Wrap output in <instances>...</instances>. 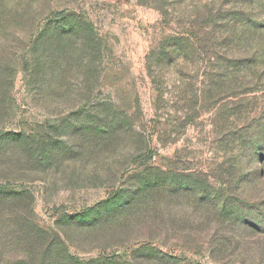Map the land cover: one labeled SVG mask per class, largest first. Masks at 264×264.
<instances>
[{
    "label": "rangeland",
    "instance_id": "1",
    "mask_svg": "<svg viewBox=\"0 0 264 264\" xmlns=\"http://www.w3.org/2000/svg\"><path fill=\"white\" fill-rule=\"evenodd\" d=\"M263 45L264 0H0V260L264 264Z\"/></svg>",
    "mask_w": 264,
    "mask_h": 264
},
{
    "label": "trees",
    "instance_id": "2",
    "mask_svg": "<svg viewBox=\"0 0 264 264\" xmlns=\"http://www.w3.org/2000/svg\"><path fill=\"white\" fill-rule=\"evenodd\" d=\"M235 14V17L237 16L235 12H232V15ZM55 17L57 18H62L64 16V12L63 11H59L56 12L54 14ZM258 28H260V26L258 25V23H249L247 22V24H243L240 25V27H237V25H234V27L232 28L233 33L235 36V38L231 41V42H246L251 38V33L249 35V32L257 30ZM236 29V31H235ZM65 33V32H63ZM71 35L77 34L78 38H79V29L77 28L76 30H73L71 32ZM65 37V35H63ZM62 41L61 37L60 39H58V43ZM249 58L247 59H239L238 63L244 66H248V65H252L253 61L262 58L264 59V45L257 48L256 53L252 54V55H248ZM251 57V59H250ZM255 63V62H254ZM70 65V63H68L67 61H60L58 57H55L51 62H49V66L48 69L51 70H56L57 72H63L64 69ZM96 138V137H95ZM250 141H248L249 143ZM71 147H60L59 151L61 152V154H66L67 151L71 152ZM81 150H83V146L80 147ZM195 187V186H194ZM8 187L5 185H0V198L3 196L8 195ZM161 189V190H160ZM166 189V191H169L168 193H171V196L173 195L174 190H170L169 186L166 185H161L160 182H156L154 183L153 180H148L145 184V194H152L154 195L155 192H161L162 190ZM133 204V203H132ZM228 210V209H227ZM227 210H223V212L220 215L225 216L226 214H228ZM225 214V215H224ZM25 222L26 220H23V222L21 221V223H18V229L20 231V234L22 236V239L25 240V242L28 245H32L36 240L38 239H43L44 235L46 234L45 232H41L40 230H38L37 232L34 231L33 227L31 226L28 230H27V234H23L24 230H26L25 227ZM25 235V237L23 236ZM152 249V248H151ZM154 250V249H153ZM43 251V255L40 258V255L38 254H30L26 257H20L19 259H3L0 260V264H130L125 260L119 259V258H114V259H105L102 261H91L88 263H83L80 262L76 259H74L73 257H71L66 249L63 250V253L61 256L56 255V253L60 252V250H55L54 249H50L48 246L44 247V249H42ZM158 254H160L158 251L154 250L153 252H151L149 255H144L145 259L152 261V262H157L159 264H168V262H170V264H178L177 259L174 258H170L169 260H167L164 257H160ZM168 261V262H167Z\"/></svg>",
    "mask_w": 264,
    "mask_h": 264
}]
</instances>
